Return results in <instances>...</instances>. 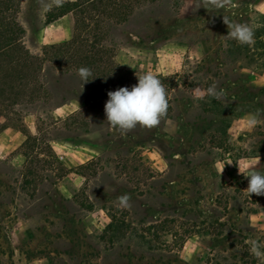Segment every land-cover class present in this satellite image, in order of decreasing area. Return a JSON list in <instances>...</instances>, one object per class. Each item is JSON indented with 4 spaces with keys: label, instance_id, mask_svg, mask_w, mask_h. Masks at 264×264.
<instances>
[{
    "label": "rangeland",
    "instance_id": "374dc122",
    "mask_svg": "<svg viewBox=\"0 0 264 264\" xmlns=\"http://www.w3.org/2000/svg\"><path fill=\"white\" fill-rule=\"evenodd\" d=\"M5 6L33 55L83 34L72 14L47 24L54 0ZM223 16L253 27L254 43L226 37ZM98 29L112 78L104 67L82 86L77 73L45 62L39 98L0 97V129L26 130L31 115L37 138L0 158V264H261L250 241L264 243V196H249L238 166L259 156L264 171V0L219 10L143 0ZM146 71L167 90V116L121 136L106 121L107 93L131 89ZM213 85L220 99L197 98ZM70 100L79 109L58 116ZM257 113L262 122L249 128ZM17 151L22 168L9 163ZM125 193L129 207L116 200Z\"/></svg>",
    "mask_w": 264,
    "mask_h": 264
},
{
    "label": "trees",
    "instance_id": "16d2710c",
    "mask_svg": "<svg viewBox=\"0 0 264 264\" xmlns=\"http://www.w3.org/2000/svg\"><path fill=\"white\" fill-rule=\"evenodd\" d=\"M141 1L143 0H74L60 3L56 9L58 12L53 17L46 18L47 24L72 14L77 18L78 25L76 28L74 25V31L81 27L83 34L74 33L68 41L44 46L41 55H33L23 46L22 29L14 19L4 16L9 9L6 6L0 7V97L6 96V100H9L11 97L23 95L30 102L39 98L45 90V85L39 80L45 62L63 67L62 73H77L80 67H87L92 72L89 79L101 76L104 67L110 68L108 73L112 78L116 74V66L103 60L104 47L101 45V30L98 26L104 20L120 22L131 4L134 3L135 6ZM90 23L97 30L88 39ZM9 127L6 125L2 129ZM17 130L25 137L20 147L27 142L34 144L37 141L24 128ZM22 154L26 158V154Z\"/></svg>",
    "mask_w": 264,
    "mask_h": 264
},
{
    "label": "clouds",
    "instance_id": "9594fccd",
    "mask_svg": "<svg viewBox=\"0 0 264 264\" xmlns=\"http://www.w3.org/2000/svg\"><path fill=\"white\" fill-rule=\"evenodd\" d=\"M59 6L62 0H54ZM203 7L206 9H223L231 7L233 0H202ZM223 22L227 25L228 33L226 37L235 40L241 45H251L254 43V29L247 23H239L230 20L227 16H223ZM77 74L83 83L92 79V72L87 67H80ZM138 83L133 85L131 89L128 87H120L115 91L107 93L108 100L104 106L106 121L111 129L120 133L121 136L127 135L128 132L134 130L137 126L146 129H153L160 125L161 120L167 116L169 108V99L167 90L158 76L146 71L143 74H137ZM197 98L203 99L204 95L220 99L223 90H217L216 86H210L205 92L196 89ZM262 121L259 113L250 114L247 120L249 128H254ZM231 164V163H228ZM225 166V165H224ZM221 169V173L224 170ZM239 173L248 178V187L245 191L249 196H264V171L260 170V157H256L249 163L245 164L241 169L238 166ZM117 203L123 207L130 206L131 196L127 193L116 198ZM264 243L256 239L250 241V252L264 264Z\"/></svg>",
    "mask_w": 264,
    "mask_h": 264
},
{
    "label": "crops",
    "instance_id": "0c3cea01",
    "mask_svg": "<svg viewBox=\"0 0 264 264\" xmlns=\"http://www.w3.org/2000/svg\"><path fill=\"white\" fill-rule=\"evenodd\" d=\"M79 109V103L75 100H70L69 102L62 104L58 106L54 112L58 114V116H61V114L64 115H70L76 112ZM31 118V115H25L23 116V124L25 125V128L27 132L30 135H34L35 133V124L31 121L27 123L26 121ZM26 122V124H25ZM23 142V135L14 128H5L0 130V158H4L7 156L10 152H13L16 148H19L20 145ZM9 163L12 166H15L17 168H22V166L25 164V157L23 156L22 152H15L9 159Z\"/></svg>",
    "mask_w": 264,
    "mask_h": 264
}]
</instances>
